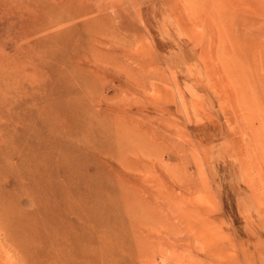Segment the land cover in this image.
Listing matches in <instances>:
<instances>
[{"label": "rangeland", "instance_id": "374dc122", "mask_svg": "<svg viewBox=\"0 0 264 264\" xmlns=\"http://www.w3.org/2000/svg\"><path fill=\"white\" fill-rule=\"evenodd\" d=\"M5 7L0 264H264V0Z\"/></svg>", "mask_w": 264, "mask_h": 264}, {"label": "bare ground", "instance_id": "6f19581e", "mask_svg": "<svg viewBox=\"0 0 264 264\" xmlns=\"http://www.w3.org/2000/svg\"><path fill=\"white\" fill-rule=\"evenodd\" d=\"M4 5L7 6L5 7L6 11H4L7 18L10 19V17L17 16L19 18V22L17 23L19 31L21 34L26 35L37 29L47 30L48 27L43 23L46 17L50 18L57 14H59V17H63L64 10H58V8L61 9L64 7L65 0H0V7H4ZM44 41L45 40H38L34 42L30 50L43 46ZM12 62L13 61L9 58H2L0 59V66H7ZM33 63H36V61L33 60ZM148 147L146 146V148ZM87 188H92V192L90 193V196H92L96 190L99 189V186L96 183H91L87 184ZM99 199L100 197L98 195L93 206H87L89 208H85L86 213L83 215L84 221L92 220V222H95L96 214L99 209Z\"/></svg>", "mask_w": 264, "mask_h": 264}]
</instances>
